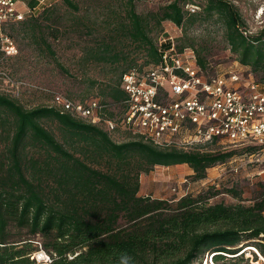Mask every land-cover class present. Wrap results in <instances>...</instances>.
I'll return each mask as SVG.
<instances>
[{"label":"trees","instance_id":"obj_1","mask_svg":"<svg viewBox=\"0 0 264 264\" xmlns=\"http://www.w3.org/2000/svg\"><path fill=\"white\" fill-rule=\"evenodd\" d=\"M138 1L112 0L105 5L110 18L97 26L87 13L75 14L80 9L77 0H60L61 6L74 14L71 29L89 42L83 50L87 60L118 71L101 96L69 99L98 98L121 110L119 104L126 98L122 76L132 68L141 70L159 62L157 40L161 34L154 39L152 33L161 31L164 21L183 26L216 18L223 24L229 49L238 61L264 72V30L248 34L245 21L230 1L172 0L146 14L137 12ZM37 4L38 0H31L30 9ZM55 5L44 6L36 17L30 14L22 24L30 25L33 36L35 31L41 34V43L56 66L67 73L38 22L41 16L51 24L58 23L53 16ZM190 6L198 10L191 12ZM46 25L54 38L58 31L70 30L64 24L61 28ZM130 46L143 52L145 64H137L126 49ZM186 47L194 50L197 65L206 75L217 73L202 49L176 42L178 51ZM106 115L113 117L114 113L107 111ZM47 120L55 123L60 138L46 127ZM204 147H161L131 134L118 142L101 126L60 112L55 106L26 109L0 94V264H29V254L36 251L30 237L9 240L11 225L26 228L31 237H41L49 264H123L126 256L129 264H194L205 254H213L214 263L223 259L241 262L244 256L238 253L246 247H254L264 257V197L245 206L209 204L211 195L203 194L171 202L138 195L140 174L157 165H187L192 178L200 180L207 168L224 164L234 155L233 150ZM241 149L248 155L260 151L257 145ZM243 236L254 241L236 247Z\"/></svg>","mask_w":264,"mask_h":264},{"label":"rangeland","instance_id":"obj_2","mask_svg":"<svg viewBox=\"0 0 264 264\" xmlns=\"http://www.w3.org/2000/svg\"><path fill=\"white\" fill-rule=\"evenodd\" d=\"M31 0H17V8L24 13V18L18 22H5L0 26V94H5L17 100L24 108L30 109L37 106H53L52 92L60 93L67 98L79 100L85 96H101V91L111 79L117 75L110 65L102 63H91L86 58L84 48L89 42L86 37L80 36L70 27L72 14L65 7L61 6L60 0H38L34 9H30ZM79 3L78 17L89 15L95 20L97 26L104 25L108 15L105 5L112 3V0H77ZM172 0H139L136 3L138 13L146 14L150 11H157L159 7L168 4ZM199 1V0H195ZM239 12L245 21L246 32L257 35L264 30V0H228ZM56 4L53 16L58 23L51 24L39 16L38 22L46 41L51 44L56 59L65 67L67 73H63L56 66L45 45L41 43V34L38 31L32 35L30 25L22 24L29 20L30 14L39 15L44 6ZM194 7V11L198 10ZM76 16V15H75ZM51 28H61V24L67 25L66 33H55L51 35ZM161 31H154V39L160 33L173 36L179 45L191 46L196 50L202 49V55L214 66L217 72L236 71L243 78H252L264 81V72L255 71L249 66L242 65L237 55L230 51L225 38V29L216 18L199 19L192 24L186 23L183 26H176L170 21L162 23ZM9 38L15 45L16 53L6 55L2 51L5 38ZM131 51V56L136 57L139 65L145 64L143 52H138L133 46L126 47ZM118 111L117 107L112 112ZM44 124L52 130L56 137L60 133L54 122L49 120ZM115 141H124L129 134L123 131L112 132ZM243 146H233L228 143L209 144L204 148L211 151L234 152L226 163L215 164L206 170L205 177L200 180L192 178L193 171L187 165L155 166L148 173L139 176V196H149L153 199L175 201L182 196L199 194L211 195L208 198L209 204L223 203L225 205L243 204L252 205L264 197V150L254 155H248ZM102 167V166H101ZM9 240L19 238H32L36 251L29 254L31 263L41 264L36 259L41 252H45L40 242L41 237H31L27 234L26 228L9 226ZM254 241L243 236L236 247L246 245ZM253 249V247H246ZM245 248V249H246ZM246 249V250H247ZM253 252V251H252ZM248 253V251H245ZM49 255V254H48ZM205 258L194 264H205ZM245 257H243L244 260ZM236 264L238 260L223 259L218 263ZM240 262V261H239ZM238 262V263H239ZM242 262V261H241ZM237 263V264H238ZM207 264L209 261L207 259Z\"/></svg>","mask_w":264,"mask_h":264},{"label":"built area","instance_id":"obj_3","mask_svg":"<svg viewBox=\"0 0 264 264\" xmlns=\"http://www.w3.org/2000/svg\"><path fill=\"white\" fill-rule=\"evenodd\" d=\"M189 10L193 12L194 7ZM23 18L17 0H0V26ZM157 46V64L123 74L121 88L126 98L113 117L106 112L115 106L102 104L98 98L75 101L52 92L53 106L108 132L123 131L161 147L190 150L225 142L264 150V84L231 70L206 75L197 65L194 50L178 51L171 35L162 33ZM2 51L6 55L17 51L8 37ZM246 249L238 253L245 257L239 264H264L254 247ZM212 255L206 254L205 264L207 259L214 264ZM36 259L43 264L51 261L44 252L36 254Z\"/></svg>","mask_w":264,"mask_h":264},{"label":"clouds","instance_id":"obj_4","mask_svg":"<svg viewBox=\"0 0 264 264\" xmlns=\"http://www.w3.org/2000/svg\"><path fill=\"white\" fill-rule=\"evenodd\" d=\"M130 258L129 257H124L123 264H129Z\"/></svg>","mask_w":264,"mask_h":264},{"label":"bare ground","instance_id":"obj_5","mask_svg":"<svg viewBox=\"0 0 264 264\" xmlns=\"http://www.w3.org/2000/svg\"><path fill=\"white\" fill-rule=\"evenodd\" d=\"M41 264H43V263H41Z\"/></svg>","mask_w":264,"mask_h":264}]
</instances>
